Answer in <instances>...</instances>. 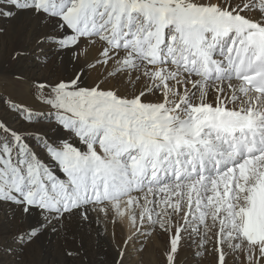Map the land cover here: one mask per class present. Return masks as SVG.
Returning <instances> with one entry per match:
<instances>
[{
    "label": "rangeland",
    "instance_id": "374dc122",
    "mask_svg": "<svg viewBox=\"0 0 264 264\" xmlns=\"http://www.w3.org/2000/svg\"><path fill=\"white\" fill-rule=\"evenodd\" d=\"M94 1L0 0V264H264V228L255 230L251 214L264 197V178L255 180L253 174L261 156L249 158L252 163L238 161L232 183L228 167L216 166L217 174L204 190L200 176L185 184L172 180L168 187L152 185L156 191L148 186L138 191L144 193L138 200L127 189L131 158L122 153L124 145L133 143L132 129L144 130V108L162 101L165 84H152L150 94L143 90V105L136 107L106 101L102 94L90 96L94 92L89 89L104 85L116 98L142 90L138 77L145 57L132 55L126 68L116 72L106 59L99 60L107 70L101 68V78L89 84L84 46H69L70 34L78 38V29L88 30L89 25L83 26ZM111 1L104 0L107 9L116 0ZM121 1L132 5L131 0ZM138 1L133 0L144 2ZM241 2L254 3L263 12L264 0ZM97 10L96 19L102 8ZM29 17L41 30L36 40L35 27L26 23ZM101 26L96 40L113 29L112 19ZM101 42L113 50L107 40ZM131 47L123 51L133 53ZM31 56L40 66L36 72ZM128 66L138 70L133 73ZM121 73L129 83L123 91L113 82ZM216 94L212 88L206 96ZM29 95L53 98L54 108L45 117L33 116L23 104ZM97 127L108 129V141L99 154H89L87 138ZM100 134L92 146H99ZM91 174L99 187L82 208L83 184Z\"/></svg>",
    "mask_w": 264,
    "mask_h": 264
},
{
    "label": "bare ground",
    "instance_id": "6f19581e",
    "mask_svg": "<svg viewBox=\"0 0 264 264\" xmlns=\"http://www.w3.org/2000/svg\"><path fill=\"white\" fill-rule=\"evenodd\" d=\"M142 1L144 2L135 4L133 0L126 1L132 5L124 6L121 0H116L107 9L104 0H95L93 5H88L91 16L83 26L85 29L89 25L88 30L78 29V38L70 34V49L79 46L85 48L87 63L83 70L86 69L85 77L92 85L101 78V68L107 70L99 60L106 59V65L110 63V70L116 72L126 68L132 55L142 58V54H145L147 57H143L144 64L140 67L138 77L142 90L134 93L136 95L125 92L120 98H116L105 89L108 85H104L102 90L89 89L94 92L89 93L90 96L102 94L106 101L118 99L125 107H136L143 105V90L150 94L152 84H165L166 91L162 101L155 100L144 108L147 114L141 127L144 130L141 132L132 129L133 143L130 145L127 141L124 145L122 153L125 152V156L131 158V184L126 188L132 189L138 200L144 194L138 191L148 186L156 191L158 187L152 185L165 183L168 187L173 181L178 185L185 184L184 181L195 180L200 176V189L204 190L217 174L214 169L218 165L221 168L228 167V178L232 183L238 176L237 165L242 160V153L248 159L261 156L255 165L257 174H253L254 178L260 175L263 179L264 96L250 90L245 72L259 58L264 59V8L262 13H258L254 3H242V0ZM98 8L102 10L96 19ZM102 15L105 16L104 20L100 19ZM109 19H112L113 29H106V37L102 33L104 39L96 40L93 36L99 33L101 25ZM122 22L126 24L125 31ZM26 23H32L35 27L36 20L29 17ZM35 29L32 40H36V35L41 31L37 27ZM168 36L172 39L168 40ZM103 40H107L113 50L108 49L109 46L105 47L101 42ZM248 44L250 51L246 54ZM129 46H132L133 53L123 51ZM31 57L30 61L36 72L40 66L36 57ZM137 70L133 67L131 71L134 73ZM111 71L106 72L105 78ZM115 75L118 77L113 78V82L118 85V89L123 91L128 88V77L124 73ZM149 80L152 82L150 85ZM94 81L96 82L93 83ZM28 88L29 85L26 86V91ZM212 88H215L217 94L213 98L207 97ZM92 99L110 106L109 103ZM23 102L26 105L25 111L35 117H45L54 108L53 98L43 96L29 95ZM192 106L196 112L189 110ZM181 111L185 113L183 119L180 118ZM240 125H254L261 134L257 135L256 131L242 132ZM230 130L235 132L234 137L228 134ZM100 132L99 146H92L91 140L95 141L96 134ZM92 135L87 138L91 145L89 154H99L101 147L106 146L109 131L106 127H97L96 133ZM255 140L257 142L253 143ZM247 161L252 163L254 160ZM247 164L244 162V173ZM91 176L86 183H82L83 195L79 201L82 208L88 205L92 191L99 187L96 177L93 174ZM255 205L254 208L257 209L251 213L253 227L256 231H261L264 228V222L261 224L264 220V197Z\"/></svg>",
    "mask_w": 264,
    "mask_h": 264
}]
</instances>
